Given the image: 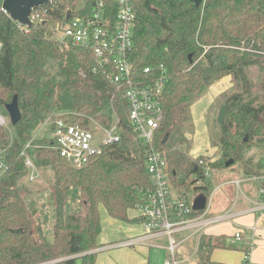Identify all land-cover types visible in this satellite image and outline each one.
Listing matches in <instances>:
<instances>
[{"label":"trees","instance_id":"1","mask_svg":"<svg viewBox=\"0 0 264 264\" xmlns=\"http://www.w3.org/2000/svg\"><path fill=\"white\" fill-rule=\"evenodd\" d=\"M130 1L135 10L129 54L133 78L149 79L145 67L166 69L163 120L153 139L155 149L169 152L170 143H181L182 119L191 103L227 76L237 82L240 92L221 105L225 116L217 124V144L224 164L230 159L243 162L249 148L264 146V102L255 104L256 97L250 100L252 84L247 77L249 68L264 70V0H203L198 7L189 0ZM94 2L51 0L35 7L33 13L41 21L27 29L0 10V107L16 96L21 114L11 142L0 128V148L5 149L8 166L0 179V264H95L101 233L99 204L113 219L142 223L139 217L129 218L128 211L140 201V192L150 187L145 166L148 147L133 139L125 118L126 103L114 96L113 87L101 75L92 73L90 53L61 49L54 34V27L69 21L68 12L89 16ZM1 4L2 0L0 8ZM114 112L123 128L121 142L106 147L81 169L66 164L52 149L51 140L32 139V132L56 113H63L61 118L71 124L88 127L87 118H93L107 127ZM165 135L168 139L162 143ZM29 142L27 153L35 165L49 166L54 176L52 242L43 234L33 195L17 186L27 174L20 153ZM170 158L168 153L174 176ZM249 168L246 174L259 175ZM191 173L196 176L193 184L202 181L194 187L195 193L208 197L203 169ZM71 188L79 191L80 210L65 215ZM215 249H227L225 237L201 234L194 264H221L211 260Z\"/></svg>","mask_w":264,"mask_h":264},{"label":"built area","instance_id":"2","mask_svg":"<svg viewBox=\"0 0 264 264\" xmlns=\"http://www.w3.org/2000/svg\"><path fill=\"white\" fill-rule=\"evenodd\" d=\"M34 9L35 7L29 15L32 24L41 21L39 15L33 13ZM0 10L9 17L2 7ZM134 22L135 10L130 0H95L89 16L71 15L65 25L58 26L62 33L59 43L64 50L73 47L90 53L93 61L92 73L101 75L113 87L114 96H119L126 103L125 118L131 127L133 139L148 147L145 166L150 187L140 192V201L134 208L142 220L145 233L119 242L116 246L129 248L150 241V246L153 247V241L165 237L166 249L174 255L176 252L185 251L184 244L187 239L177 238L174 235L187 230H194L201 235L207 227L225 220V217H208V202L201 215H193L195 211L192 209V203H188L186 198L172 189L167 152L155 149L153 146L155 133L163 120L161 103L166 69L163 65L157 68L145 67L143 73L149 79L133 78L129 54L133 48ZM20 26L24 29L28 28ZM1 46L0 42V49ZM152 73L157 77H152ZM62 116L63 113L50 115L42 124H47L49 127L48 140H51L52 149L66 164L75 169L88 165L93 158L100 156L106 147L121 142L123 128L115 112L113 122L107 127L93 118H87L88 127L71 124L62 119ZM8 123L11 124L10 118ZM5 124V118L0 115V128L4 129ZM29 146L30 142L20 153L24 158L27 173L36 167L27 153ZM4 154L5 149L0 148V179L8 170ZM197 167L203 169L207 178L210 171L207 161L199 160L195 165V168ZM234 183L238 185L239 181ZM263 192L261 189L260 194ZM241 233L237 231L234 240L240 241ZM249 260V252L246 250L243 264H252ZM182 263L184 262L177 261L174 257L164 262V264Z\"/></svg>","mask_w":264,"mask_h":264},{"label":"rangeland","instance_id":"3","mask_svg":"<svg viewBox=\"0 0 264 264\" xmlns=\"http://www.w3.org/2000/svg\"><path fill=\"white\" fill-rule=\"evenodd\" d=\"M55 38L60 41L62 39V33L59 27H54ZM52 74L56 73V66L52 69ZM247 77L252 84L251 98L255 97V104L264 102V70L258 67H252L247 70ZM223 79H227L221 82ZM221 83V85H219ZM240 88L237 82H235L231 76L224 77L221 80L213 83L207 90L191 103L188 111L183 115L182 119V132L183 140L181 143H170L171 149H168L167 155H170V164L175 170V175L170 176L172 189L176 190L178 194L187 199L188 203H192L194 196L196 195L194 187L202 184H193L196 179L195 173H191V170L195 168L196 163L199 160L208 161V158L203 156L206 152L213 162L212 168H218L208 171V178L206 183L208 184V197L207 202L210 200V206L216 205L218 193L215 195L214 188L220 182V176L217 171L228 170L231 172L245 173L246 166H251L264 156V146L251 147L247 150L244 156L243 162H236L230 167L224 166L223 159L221 158V152L217 144L219 136V127L217 125V114L219 108L223 102L230 96L239 93ZM258 99V100H257ZM0 115H2L6 124L4 125V131L9 140H13L16 136L14 127L8 123V114L4 107H0ZM99 135V134H98ZM101 136V135H99ZM50 137V130L47 124L39 125L32 132V139H41ZM165 151V150H164ZM263 161H261V164ZM169 164V163H168ZM249 171H255L253 168H249ZM246 174V173H245ZM33 176V178H31ZM19 189L26 190L33 195L35 200L36 216L41 223L43 234L48 242L53 240V222H54V201L52 194V187L54 185V176L49 166H36L30 170L27 174L20 177L17 181ZM24 194V192H23ZM80 210V198L78 189L71 188L68 191L67 202L64 208L65 215L77 214ZM98 211L100 215L101 228L108 235L112 232V223L115 225H122L127 227L125 222H118L113 218H110L105 212L104 207L99 204ZM138 211H128V216H136ZM200 233L194 230H187L180 234L174 235L177 238H187L184 244L185 251L176 252L174 255L166 249L167 240L165 237L158 238L153 241L154 246L150 248L151 257L154 264H164V262L172 257L177 261L184 262L182 264H192L197 261L195 250L198 245V237ZM235 250L230 249H215L212 256L214 260L222 264L219 259L221 255H233ZM222 256V258H223Z\"/></svg>","mask_w":264,"mask_h":264},{"label":"crops","instance_id":"4","mask_svg":"<svg viewBox=\"0 0 264 264\" xmlns=\"http://www.w3.org/2000/svg\"><path fill=\"white\" fill-rule=\"evenodd\" d=\"M225 80L227 82V79H223L221 82L223 83ZM203 156L208 158L207 163L210 171L218 169L212 168L214 160L208 157L207 152ZM261 161H263L262 164ZM249 167L255 169L259 175L251 176L243 171H217L221 174L220 182L213 190L215 195L218 193L217 202L216 205L212 204L210 207V200L208 202L207 216H224L225 220L207 227L203 232L215 237L224 236L227 249L235 250L232 251L234 256H220L222 264H243L244 251L246 250L249 252V261L252 264H264V192L260 194L261 189L264 191V156ZM235 181H239V184L236 185ZM135 217L138 215L129 218ZM126 224L127 227L112 223L111 235L105 233L103 227L101 228L97 240L100 247L95 250V264H154L151 257L150 241L129 248L116 246L119 242L145 233L142 223ZM237 231L242 232L240 241L233 238ZM211 260L216 262L212 255ZM76 264H81V262L78 261Z\"/></svg>","mask_w":264,"mask_h":264},{"label":"water","instance_id":"5","mask_svg":"<svg viewBox=\"0 0 264 264\" xmlns=\"http://www.w3.org/2000/svg\"><path fill=\"white\" fill-rule=\"evenodd\" d=\"M198 7L203 0H189ZM49 0H2L1 7L8 13L11 20L17 22L19 25L32 27V23L29 20V15L32 8L49 4ZM70 13L66 15V19H69ZM191 56H189L190 59ZM5 111L9 115L11 125L14 127L21 119L20 110L18 108L17 97L14 96L10 103L4 106ZM225 116V107L221 106L217 114V124L220 125L223 122ZM168 139V135H165L162 143H165ZM247 139L245 138L244 141ZM234 161L232 159L225 162V167H230ZM207 206V197L204 194H199L192 202L193 211H204ZM14 232H20L16 230Z\"/></svg>","mask_w":264,"mask_h":264}]
</instances>
